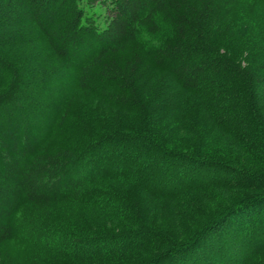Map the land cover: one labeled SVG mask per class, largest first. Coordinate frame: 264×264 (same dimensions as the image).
<instances>
[{
	"label": "trees",
	"instance_id": "16d2710c",
	"mask_svg": "<svg viewBox=\"0 0 264 264\" xmlns=\"http://www.w3.org/2000/svg\"><path fill=\"white\" fill-rule=\"evenodd\" d=\"M245 1L0 0L3 264H264Z\"/></svg>",
	"mask_w": 264,
	"mask_h": 264
},
{
	"label": "rangeland",
	"instance_id": "374dc122",
	"mask_svg": "<svg viewBox=\"0 0 264 264\" xmlns=\"http://www.w3.org/2000/svg\"><path fill=\"white\" fill-rule=\"evenodd\" d=\"M245 15L248 19L249 27L253 25L255 28H260L264 26V3L260 0H246L245 5ZM33 248L25 242V239L18 238L13 241L8 242L5 245L0 246V264H3L7 256H11L15 261L24 259L30 253H32Z\"/></svg>",
	"mask_w": 264,
	"mask_h": 264
}]
</instances>
